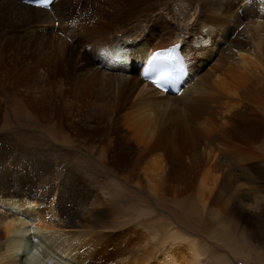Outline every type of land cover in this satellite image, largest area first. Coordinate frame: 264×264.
Masks as SVG:
<instances>
[{
  "label": "rangeland",
  "instance_id": "1",
  "mask_svg": "<svg viewBox=\"0 0 264 264\" xmlns=\"http://www.w3.org/2000/svg\"><path fill=\"white\" fill-rule=\"evenodd\" d=\"M239 3L240 5H236L234 9L242 6L241 2ZM179 4L180 6L183 5L180 7ZM102 5L103 9L100 12L98 6ZM80 6L82 7L81 3L77 7L78 11L81 10ZM193 8L194 0H103L96 4L94 14L97 12L101 14H97L98 20L96 19L95 24L90 25V29L94 30L101 20L102 23L108 24L112 29L117 28L118 25H124L126 22L138 23V26L148 29L160 28L161 26L163 29H171L166 24L172 21L177 24V21L190 20V13ZM184 11L186 12L185 15L181 16L180 14ZM238 11L241 15L242 12ZM257 14L251 16L253 19L251 17L246 19L262 24L263 19L261 18L264 15ZM90 17L89 15L86 16V23ZM16 20L0 18V100L6 101L3 90H15L14 92L19 94L18 97L27 98V101H33L35 104H42V102L44 104L45 102L50 105L53 103L52 108L60 106L64 110L62 104L65 102L74 103V106L70 111L67 110V113L70 112L72 116L82 119L90 112L92 113V110L97 109L94 112L98 113L104 107L103 109L109 115L106 112L98 114L93 120V125L97 128L103 126L101 129L107 130V132L108 130L112 131L108 132V137L112 141H109L108 146L106 144L104 146L118 151L114 154L112 150V152L108 150L109 154L107 155V151L100 150L98 154H94L92 157L89 155L90 150L86 149L84 157L89 159L85 162L89 168L88 172H85V176L91 181L82 182L75 176L81 175L79 170L73 168L78 160V155L64 156L62 152L65 149V141H58L49 137L50 132L36 123L23 124L13 114H10L11 111L7 103L2 105V112L12 122V127L18 129V133H13L4 127L1 128L0 132L2 134L7 133L6 136L9 139L17 141L18 144L25 147L30 146L32 150L23 153V149L21 153L14 151L13 156L6 157L0 162V178L3 176V180L9 181L2 182L4 184L0 186V196L12 195L16 198L23 196L28 198L34 192L36 198L40 200L41 209L48 208L46 201L53 197V207L58 213L57 217H50L52 221H57L60 214L62 219L71 218V216H80L77 218L80 221L82 219V223L75 230L66 226L60 227L65 233L67 245L65 252H63L64 248L60 247L61 245L57 246L59 250L54 247L57 255L60 254L61 258H65L64 260L68 262L73 260L72 262L75 261L74 263L78 264H139L158 253L159 247L166 249L171 244L176 243L175 241L172 243L168 241L169 244L165 242L164 246H159L161 240L164 239L162 237L165 235L164 233L171 229L170 232L177 230L181 233V237L187 238L189 241L195 240L193 241L194 244L201 248L199 255L202 264H217L218 257L222 256H225L230 264H264L263 165V172L261 171L262 166L256 167L257 169L260 168V171L254 170L255 176L257 174H259L258 177L262 175L260 178L254 176L253 181H258L257 183L216 182L211 185L212 187L209 185L208 189H204L206 190L204 191L205 194H200L199 171L213 162L217 154L214 158L210 156L213 154H209L207 142H204L203 139L200 140V137L196 139V135L187 127L185 122L187 112L177 109L178 112L167 114L168 118L164 125L153 130L149 128V124L153 120L152 117H156L155 114L149 118L150 122L149 124L147 122L146 129L136 126L130 117L131 121L128 118L125 120L124 117L122 119L121 115L129 109L127 107L130 104H125V110H122L120 114H117V110L112 111L109 108L113 105L110 103L112 98L101 85L106 86L109 81L100 76L99 71L94 68L97 67L96 62L94 61L92 64L89 58L91 67L87 66L85 70H81L78 66L80 56L88 55L91 57L93 54L99 53V42L95 39L103 41V38L98 35L100 38L95 36L92 40L89 38L83 42H77L79 35H76V37H72V42L68 43L67 47L63 45L56 47L53 44L56 42L51 36L47 41L38 38L34 34L37 33L35 30H33L34 32L29 31L30 27L24 30L18 27L19 24L23 25L24 20H17V24H15ZM246 22H238L239 24L237 23V26L233 27L237 30L233 29L235 31L232 38L237 32L242 33L241 36L243 34L248 35L247 37L244 35V38L250 37L249 32L246 31L248 27L244 26L247 25ZM55 25H57L56 21H54ZM85 35H82L84 39ZM221 37L218 39L221 40ZM151 39L148 41L156 45L155 39ZM251 49L254 50L255 47H251ZM91 51L94 53L91 54ZM198 54L199 51L194 57L186 56L194 60L193 64L196 65V61L199 60ZM234 64L233 61L227 62V65H231L230 67L233 69H235L234 66L236 67ZM105 66L103 68L100 66L99 69L104 71ZM140 67L137 66L135 72H130V75L133 74L132 76H126L129 79L137 78ZM253 68L246 66L243 70L250 69L254 73H258L256 75L259 77L258 66H253ZM237 69L242 71L240 67ZM262 89H264V85ZM239 90L245 92L246 87L241 85ZM261 94V99L258 102L242 99V103L246 102L253 108H257L258 105L264 103V91H261ZM177 103L179 105L180 101ZM87 105H93L92 110L85 109ZM178 107L180 108V106ZM55 111V109L52 110V114ZM114 114H117L115 117L119 115L121 121L120 119L118 121L121 122V128L128 134L126 137L117 130L113 131V124L107 121L106 116L111 117ZM258 118V125L263 128V121L260 122V116ZM124 120L130 121L131 124L129 125L127 122L126 125H122ZM79 124L80 128L88 133V127L83 123ZM74 133L76 130L70 128L71 137H75ZM261 140H264V130ZM260 141L254 148L257 151V157L262 158L264 157V141ZM127 142H129V151L125 150L127 147L125 148L123 145ZM106 147H104L105 150ZM72 148L78 151L77 147L72 146ZM123 149L128 152L126 157H117V153ZM206 153L209 154V159ZM24 154H26L25 158ZM218 158L215 160L217 161ZM155 160H157L156 163L159 164L160 162V165L163 166L164 175L162 184L160 183L159 186L155 181L157 183H154L156 189H152L154 181L149 180L143 170L145 165L147 166ZM60 161L67 162V166L71 169L66 170L61 167ZM125 161L126 163H124ZM120 163L126 165L125 169L131 168H129L130 172L128 171V173L132 179L123 178V171L120 172L116 167ZM36 168L40 170L37 172L38 174ZM141 174H144L143 176L146 178ZM71 176L73 179H70ZM261 180L263 182H260ZM20 182L24 185L21 186ZM56 182L60 185L57 189L53 186ZM7 189L12 193H6ZM200 195H205V198L204 196L201 197L202 200ZM246 206H248L247 210H245ZM47 217L49 216L45 215L44 220H48ZM89 220L90 222H88ZM79 233L83 238L80 237L81 235H77ZM225 242L232 246H242V253H234ZM174 245L176 248L183 247L185 249L187 244L181 241ZM60 249L62 250L60 251Z\"/></svg>",
  "mask_w": 264,
  "mask_h": 264
},
{
  "label": "bare ground",
  "instance_id": "2",
  "mask_svg": "<svg viewBox=\"0 0 264 264\" xmlns=\"http://www.w3.org/2000/svg\"><path fill=\"white\" fill-rule=\"evenodd\" d=\"M99 1L103 0H52L46 8L32 6L22 0H0V18H7L12 21L15 19L20 21L24 20L23 25L19 24V26H16L21 30L30 27L29 31L35 30L37 33L34 34L38 38L46 41L51 36L56 42L53 43L56 47L61 45L67 47L68 43H71L76 35H79L77 42H83L89 38L92 40V38L99 35L103 38V41L95 39L99 42V53L93 54L94 51H91L90 53L93 54L91 57L88 55L80 56L78 66L81 70H85L87 66H92L88 61L89 58L92 64L94 61L96 62L97 67L94 68L99 71L100 76L109 81L108 85H101L108 91L112 98L110 103L113 105L109 107L112 111L117 110V114H120L122 110H125V104L129 103L130 105L127 108L130 110L128 109L121 115L122 119L124 117L125 120H130L131 118L132 123L134 122L140 128L145 127L147 122L149 124V118L155 114L154 116L156 117H152L153 120L150 122L151 126L149 124V128H152V130L164 125L168 118L167 114L176 113L178 112L177 109H182L183 112H187L188 114L185 118L187 127L196 135V139L200 137V140L203 139L204 142H207L206 146L209 147V154H213L210 156L214 158L216 156L215 154H217V157H219L217 161L215 160L217 157H215L214 161L205 166L204 169L197 170L200 173L198 175L200 194H205L204 191L206 190L204 189H208L209 185L211 186L216 182H247L248 184L254 182V178L257 175L259 176V174L254 175V170L260 171V168L257 169L256 167L264 166V157H257V151L254 148L260 141L261 136H263L264 127H259L257 119L260 116V122L263 121L264 124V103L258 106L256 105L257 108H253L246 102L242 103V99L258 102L261 99V91H264L262 89L264 85V17L260 16L263 19L262 24L249 19L247 20L246 18L256 15V13H258L257 15L260 13L264 15L263 0H194V8L191 12L192 16L190 13V20L185 22L177 21V24H174L175 22L172 21L166 24L171 29L161 28L163 26L160 28L150 27L151 29H148L147 27L138 26V23L136 24L134 22H126L124 25H118L117 28L112 29L108 24L102 23L101 20L99 21V25L92 30L90 29V25L95 24V20L98 18L97 14L99 12L94 13L96 12V4ZM239 2H241L242 6L234 9L236 5H240ZM80 3L82 7L80 6L81 10L78 11L77 7ZM98 8L101 12L103 5L98 6ZM238 10L242 12L241 15ZM185 13L184 11L180 15L183 16ZM87 14L91 17L86 23ZM251 19L253 18L251 17ZM17 20L16 22L14 21L15 24H17ZM54 21L57 24L55 26ZM242 21H247V25L244 26L248 27L246 31L249 32L250 37L244 38L243 36L245 34L241 36L240 34L242 33L237 32L235 37L232 38L233 32L235 31L233 29H236L233 27ZM87 32H89L88 36ZM83 34H86L85 39L82 36ZM99 36L98 38H100ZM245 36L247 37L248 35ZM219 37H221V40L218 39ZM151 38L153 40L155 39L156 45L148 41ZM90 40L88 41L90 42ZM173 43H179V51L185 61L187 75L182 80L178 92L168 94L143 80L141 78V67L145 63L147 56L153 50L165 48ZM251 47H255V49L252 50ZM204 48L206 49L204 50ZM198 51L199 60L196 61L195 65L193 64L194 60L189 57H194ZM204 51H206L205 54ZM139 61L141 62V67L138 70V77L129 79L127 76L133 75H130V72L137 70ZM228 61L235 62V69L231 68V65H227ZM100 66L101 68L105 66V70H100ZM246 66L252 68L253 66H258L260 76L258 77L256 75L258 73H254L250 69H248L250 71L245 70V72L243 69ZM238 67L242 68V71L239 69V72ZM241 85L246 87L245 92H240L239 88ZM14 91L3 90L6 95V101L0 100V130L4 127L6 130L9 129L13 133H18V129L12 127V122L2 112V105L7 103L11 111L10 114H13L18 121L27 125L36 123L50 132L49 137L58 141H65V149L62 151L64 156H71V154L78 155V160L75 162L73 168L79 170L81 175L75 176L80 181H91L90 178L85 176V172H88L89 168L85 163L89 159H85L84 157V151L86 149L88 151L90 150L89 155L92 157L94 154H98L100 150L107 151V155L109 154L108 150L109 152L113 151L114 154L118 152L106 147L109 145V141H112L108 137V132L112 131L108 130L107 132V130L101 129L103 126L97 128L93 125L95 117L98 114L100 115L106 112L103 109L104 107L97 113L94 112L97 109L92 110L93 105H87L85 109L92 110V113L90 112L89 115L82 119L72 116L70 112L67 113V110L70 111L74 103L65 102L62 104L64 110L60 106L52 108L53 103L47 105L44 102L45 107L43 102V105L41 103L35 104V102L28 99L29 102L27 98L23 99L18 97L19 94L17 95ZM177 101H180L179 105ZM75 105L78 106V104ZM54 109L56 111L52 114V110ZM117 114H114V117L112 115L111 117L106 116V119L108 118L107 121L113 124V131L117 130L124 134L122 136L126 137L128 134L121 128V122L118 121L120 119L119 115L115 117ZM146 116H148V119H146ZM125 120L122 125H126L125 123L128 122ZM130 121L128 122L129 125L131 124ZM79 123H83L89 128V130L87 128L88 133L80 128ZM70 128L76 130L77 134L74 133L75 137L70 136ZM6 134L0 132V162L6 157L13 156L14 151H20L21 153L23 149V153L32 150L30 146L25 147L18 144L17 141L15 142L9 139ZM105 144L106 146H104ZM123 145L125 148L127 147L125 150L129 151V142ZM72 146L77 147L78 151L73 150ZM104 147L107 149L105 150ZM26 154H24V158ZM126 154L128 152H125L123 149L116 156L123 158L124 156L126 157ZM209 154L206 153L208 159ZM11 160L13 161V159ZM156 161H151L147 166L145 165L143 171L149 180L154 181L153 184L156 181L160 186V183L162 184L163 181L164 168L160 165V162L158 164ZM60 162L62 163L60 166L64 169H71L67 166V162ZM121 164H118L116 167L120 172L123 171V178H131L129 176L130 173H128L131 168L128 167L127 170L125 169L126 165ZM263 166L261 167V171ZM39 171L36 168V173ZM131 171L133 172V170ZM199 173L197 172V174ZM143 175L141 174V176ZM262 175L264 174L262 173ZM258 178L257 180H259ZM70 179H73L72 176ZM95 180L97 181V179ZM4 181L5 179L3 180L2 176L0 178V186L4 184L2 183ZM260 182L263 181L261 180ZM20 184L21 186L24 185L22 182ZM155 184L153 187H150L156 189ZM53 186L57 189L60 185L56 182ZM9 192L11 191L7 189L6 193ZM203 196L205 198V195H200V198H203ZM39 201L34 192L28 198L25 196L16 198L12 195L0 196V264H78L74 263L75 261L72 262L73 260L70 262L64 260L65 258H61L59 256L60 254L57 255L53 248L61 245L60 247L64 248L63 252H65L67 245L66 236L60 227L66 226L74 228L75 230L82 223V219L81 221L77 219L80 216H71V218L66 216V219H62L60 214L57 221H52L50 217H57L58 213L55 212L53 207L54 198L50 197L47 201L45 200L47 203L46 206H48L46 209H41ZM248 206H246L245 210H247ZM45 215L49 216L47 217L48 220H44ZM170 230L164 233L165 235L162 236L164 239L161 240L159 246H162L165 242L168 243V241L169 243L175 241L176 243L174 244L184 241L187 244L186 248H176L174 244H171L166 249H164L165 247H159L158 253L149 259L143 260L139 264H202L199 255V249L201 248L194 244L193 241L195 240L189 241L187 238L181 237V233L177 232V230L171 232ZM31 233L33 235H30ZM77 235L79 236L81 234L79 233ZM80 237L83 238L82 235ZM68 241H70L69 238ZM227 242H225L226 245L234 253H242V246H232L231 244H227ZM58 247L57 250H59ZM218 260L217 264H230L225 256L218 257Z\"/></svg>",
  "mask_w": 264,
  "mask_h": 264
}]
</instances>
